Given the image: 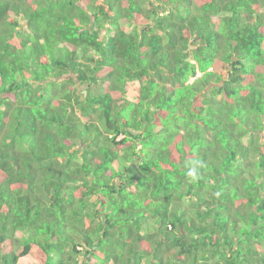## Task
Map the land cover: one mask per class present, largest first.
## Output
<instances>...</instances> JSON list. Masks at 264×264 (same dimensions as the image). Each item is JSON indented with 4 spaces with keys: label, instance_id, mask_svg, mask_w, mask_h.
Returning a JSON list of instances; mask_svg holds the SVG:
<instances>
[{
    "label": "trees",
    "instance_id": "trees-1",
    "mask_svg": "<svg viewBox=\"0 0 264 264\" xmlns=\"http://www.w3.org/2000/svg\"><path fill=\"white\" fill-rule=\"evenodd\" d=\"M23 258L264 264V0H0V264Z\"/></svg>",
    "mask_w": 264,
    "mask_h": 264
},
{
    "label": "clouds",
    "instance_id": "clouds-1",
    "mask_svg": "<svg viewBox=\"0 0 264 264\" xmlns=\"http://www.w3.org/2000/svg\"><path fill=\"white\" fill-rule=\"evenodd\" d=\"M198 166L199 162H193L192 164L188 165V177L195 178L199 176ZM217 195H219V193H217Z\"/></svg>",
    "mask_w": 264,
    "mask_h": 264
},
{
    "label": "rangeland",
    "instance_id": "rangeland-1",
    "mask_svg": "<svg viewBox=\"0 0 264 264\" xmlns=\"http://www.w3.org/2000/svg\"><path fill=\"white\" fill-rule=\"evenodd\" d=\"M128 85H129V89L131 90V93H132V94H130V96L132 95L133 97H135L136 93H137V86L138 85L136 83H131ZM79 89H81V88L79 87ZM244 142L246 144V141H244ZM30 262H31V260L29 258H23L18 262V264H28Z\"/></svg>",
    "mask_w": 264,
    "mask_h": 264
}]
</instances>
